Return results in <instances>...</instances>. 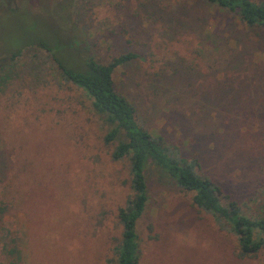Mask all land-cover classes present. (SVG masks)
<instances>
[{
    "label": "rangeland",
    "instance_id": "rangeland-1",
    "mask_svg": "<svg viewBox=\"0 0 264 264\" xmlns=\"http://www.w3.org/2000/svg\"><path fill=\"white\" fill-rule=\"evenodd\" d=\"M38 41L69 67L136 55L113 77L141 125L264 218L263 29L206 0H0V264H114L132 195L128 159ZM147 184L138 264H264L191 193L155 170Z\"/></svg>",
    "mask_w": 264,
    "mask_h": 264
},
{
    "label": "trees",
    "instance_id": "trees-1",
    "mask_svg": "<svg viewBox=\"0 0 264 264\" xmlns=\"http://www.w3.org/2000/svg\"><path fill=\"white\" fill-rule=\"evenodd\" d=\"M207 3L236 16L247 28L264 30V2L253 0H206ZM46 51L63 79L82 90L91 102L93 111L108 127L103 137L106 145H114V161L128 159L131 197L118 211L121 225L120 241L114 248V264H138L140 258L136 224L143 215L148 200L147 172L155 170L174 182L182 191L191 193L192 203L210 214L221 228L238 241L240 258L264 252V218L243 215L233 203L223 204V189L211 178L202 175L196 159L187 160L179 150L167 144L161 136L145 129L137 117L136 108L120 93L114 83L116 69L133 60L136 55L124 54L107 63H99L88 56L79 67H69L55 55L51 46L41 41L29 44ZM12 53L13 60L22 50ZM4 209L0 208V213ZM12 254L18 255L17 250ZM19 261V256H17Z\"/></svg>",
    "mask_w": 264,
    "mask_h": 264
}]
</instances>
